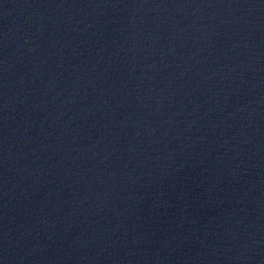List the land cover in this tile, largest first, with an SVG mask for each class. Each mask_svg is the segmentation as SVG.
Masks as SVG:
<instances>
[{"label":"water","instance_id":"obj_1","mask_svg":"<svg viewBox=\"0 0 264 264\" xmlns=\"http://www.w3.org/2000/svg\"><path fill=\"white\" fill-rule=\"evenodd\" d=\"M0 264H264V0H0Z\"/></svg>","mask_w":264,"mask_h":264}]
</instances>
